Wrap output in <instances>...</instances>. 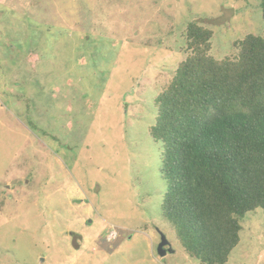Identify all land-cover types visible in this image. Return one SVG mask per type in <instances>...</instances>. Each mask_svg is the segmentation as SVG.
I'll return each mask as SVG.
<instances>
[{
    "label": "rangeland",
    "instance_id": "rangeland-1",
    "mask_svg": "<svg viewBox=\"0 0 264 264\" xmlns=\"http://www.w3.org/2000/svg\"><path fill=\"white\" fill-rule=\"evenodd\" d=\"M189 22L215 56L263 29L258 0H0V264H198L150 135ZM242 227L226 264H264V211Z\"/></svg>",
    "mask_w": 264,
    "mask_h": 264
},
{
    "label": "trees",
    "instance_id": "trees-1",
    "mask_svg": "<svg viewBox=\"0 0 264 264\" xmlns=\"http://www.w3.org/2000/svg\"><path fill=\"white\" fill-rule=\"evenodd\" d=\"M258 1L262 32L235 39L228 54L215 56L213 30L196 22L165 46L181 59L154 98L150 135L160 144L165 184L159 210L198 264H226L243 219L264 211V0Z\"/></svg>",
    "mask_w": 264,
    "mask_h": 264
},
{
    "label": "water",
    "instance_id": "water-1",
    "mask_svg": "<svg viewBox=\"0 0 264 264\" xmlns=\"http://www.w3.org/2000/svg\"><path fill=\"white\" fill-rule=\"evenodd\" d=\"M168 245V242L166 241V239L162 236L161 238V242L158 244L157 246V252L160 256H164L165 255V251L163 248V246Z\"/></svg>",
    "mask_w": 264,
    "mask_h": 264
},
{
    "label": "clouds",
    "instance_id": "clouds-1",
    "mask_svg": "<svg viewBox=\"0 0 264 264\" xmlns=\"http://www.w3.org/2000/svg\"><path fill=\"white\" fill-rule=\"evenodd\" d=\"M111 230H114V231H116L114 228H111ZM109 236V235H108Z\"/></svg>",
    "mask_w": 264,
    "mask_h": 264
},
{
    "label": "built area",
    "instance_id": "built-area-1",
    "mask_svg": "<svg viewBox=\"0 0 264 264\" xmlns=\"http://www.w3.org/2000/svg\"><path fill=\"white\" fill-rule=\"evenodd\" d=\"M112 231H114V230H112Z\"/></svg>",
    "mask_w": 264,
    "mask_h": 264
}]
</instances>
